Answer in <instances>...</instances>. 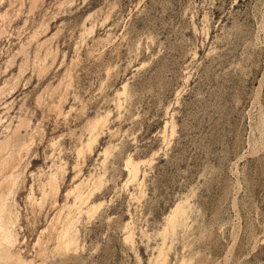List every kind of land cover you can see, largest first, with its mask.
Here are the masks:
<instances>
[{
    "label": "rangeland",
    "instance_id": "374dc122",
    "mask_svg": "<svg viewBox=\"0 0 264 264\" xmlns=\"http://www.w3.org/2000/svg\"><path fill=\"white\" fill-rule=\"evenodd\" d=\"M0 264H264V0H0Z\"/></svg>",
    "mask_w": 264,
    "mask_h": 264
}]
</instances>
